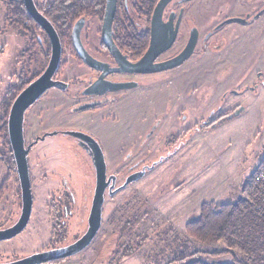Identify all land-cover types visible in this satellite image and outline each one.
Wrapping results in <instances>:
<instances>
[{
	"label": "rangeland",
	"instance_id": "obj_1",
	"mask_svg": "<svg viewBox=\"0 0 264 264\" xmlns=\"http://www.w3.org/2000/svg\"><path fill=\"white\" fill-rule=\"evenodd\" d=\"M222 1L210 2L218 4ZM238 3L242 8L246 6L247 12L253 15L260 6L264 9V0H238ZM208 4V0L199 2V6L206 7ZM226 5L224 3L215 8V20L229 12L230 7ZM235 11V7L231 6L230 13ZM227 29H238L241 33L239 50L232 51L238 54L235 61L239 64L233 68L226 63L218 71H212L215 67L213 61H227L230 58L227 51L236 49L231 36L226 40L228 47L214 56L217 60L199 49L194 61L199 57L200 77L194 83L195 93L183 102L187 108L185 112L191 111L178 124L174 116H167L160 98L151 101L149 105L144 102L145 108L137 98L132 99L136 89L119 91L115 104L101 109L65 114L53 112V107L59 104L58 96H62V93L59 89L51 88L26 112L25 116L29 112L42 111L36 123L41 127L65 122L92 131L98 136L104 152L107 172L118 176L117 183L122 181L126 168L134 162L146 160L149 164L148 171L141 178L114 195L105 193L101 225L87 247L58 263L43 264H165L174 257L194 250L229 248L240 258L251 256L257 250L256 247L263 241V231L258 229L252 219L239 221L238 228H241L242 235L230 242L219 239L202 243L184 232L186 222L197 214L202 202L250 204L243 184L264 160V12L248 25L230 22ZM65 63V78L81 75L74 57L66 59ZM233 69L239 71L237 78V72ZM257 76L259 85L249 87L240 96L243 113L207 129L206 122L216 117L222 109H231L239 102L233 96L226 99L222 94L228 93V89L236 85L253 84ZM172 78L173 75L170 83L175 82ZM81 87L82 84L72 87V90ZM69 89L63 92L64 96L69 94ZM75 100L73 98L71 103ZM156 116L162 119L152 137L144 140V134L153 125ZM180 128L199 130L184 142L178 143L175 151L164 157L167 152L162 150V139L176 134ZM68 143V138L64 136L46 137L30 150L28 159L32 167L34 213H38L42 219L41 213L44 215L46 212L45 204L51 196L61 191L59 178H66L75 202L71 211L70 227L73 229L75 217L79 213L82 216L83 213L88 214L91 200L85 201L84 196L86 190L91 193L89 198L92 196V182L88 187L86 174L89 175L90 171L85 172L81 168L75 156L68 151ZM43 173L47 177L51 176L50 181H40L39 177ZM45 227H48L46 220L37 227L34 217L24 231L12 239L0 242V261L40 251L49 237ZM65 238L63 243L71 242V236ZM125 249L131 250L125 255L121 254ZM200 259L206 264L214 261L206 256ZM229 259V255L219 258L221 262Z\"/></svg>",
	"mask_w": 264,
	"mask_h": 264
},
{
	"label": "flooded vegetation",
	"instance_id": "obj_2",
	"mask_svg": "<svg viewBox=\"0 0 264 264\" xmlns=\"http://www.w3.org/2000/svg\"><path fill=\"white\" fill-rule=\"evenodd\" d=\"M210 1L208 0L209 4L205 7L199 6L200 0H168L162 2L161 6H159L160 0H115V11L111 23V38L115 50L129 62L135 63L139 61L150 50V53L155 52L152 61H150L149 65L145 66L150 69L179 55L188 54L180 63L170 68L134 72H118L115 70V72L104 75L103 79L114 83L131 82L132 85L129 88L107 91L103 94H85L83 90L93 83L102 71L89 66L77 55L72 44V27L75 22L81 20L80 41L87 54L93 59L107 64L108 69L118 67L116 59L102 38L101 30L106 0H32L36 11L51 24L57 33L60 44V57L52 79L62 82V87L52 86L47 88L43 93L33 99L22 110L21 117V135L23 149L26 151L25 157L32 204L29 219L19 233L30 226L34 217L37 222V227H40L46 220L48 227H45V229L46 231L48 230L49 237L40 251L70 243H63L64 238L60 236L66 237L71 234V195L68 180L60 177L59 184L61 191L51 196L50 201L45 204L46 212L44 215L41 213L42 219L38 213H34V190L31 184L32 167L29 165L28 159L30 150L40 140H44L46 137L60 135L68 138V151L75 156L78 164L85 172L90 171L89 175L86 174V184L89 187L92 182L91 190L93 194L95 168L91 150L86 143L65 131L72 129L84 131L92 135L97 141L98 136L84 127H74L72 124L65 122L58 123L57 125L45 124V126L41 127L36 123L39 117H41L42 111L29 112L25 116L26 112L29 111L30 107L38 103L40 98L51 88L59 89L61 91L60 93H62V96H58L60 97L59 104L53 107V112L56 111V113L65 114L85 113L91 110L101 109L110 104H115V101L119 98V91L136 89L135 95L131 97L132 99L137 98L139 100L138 102L143 103V108H145L144 102L149 105L151 101L153 102L157 98H160L167 116L169 118L174 116L178 124V122L186 119L189 111H191L189 110L188 113L185 112L187 108L183 106V102L195 93L196 87L194 83L200 77L199 57L194 61V57L198 55L199 49L203 51V54L207 52L209 57L213 56L214 58L223 48L228 47L229 44H226V40L231 36L234 38L233 42L236 43L233 44L237 46L236 49H231V52L227 51L230 57L227 61H213L215 67L213 69L211 67L210 69L216 72L219 70L218 68L221 69L226 63L235 68L239 64V62L237 63L235 61V56H238V54L232 51L238 52L236 50L240 43L241 33L238 29L226 30L228 23L238 22L248 25L251 20L256 19L264 12L263 6H260L254 15L249 14L247 7L242 8L238 0H223L218 4L211 3ZM78 2H80L81 7L76 9L78 11L76 14H72L70 9L73 4ZM224 3L230 9L231 6L235 7V13H230L229 9L227 14L215 20V8ZM69 25H71L69 34L65 38L64 36L60 37L56 27H68ZM52 47L51 38L39 21L29 13L25 5V0H0V215L3 221L0 224V229L13 225L19 218L22 209L18 159L9 129L10 111L20 92L44 71L50 59ZM72 57L77 60L78 65L76 67H79V70H77L81 75L68 79L65 78V70L63 69L66 67L65 60ZM214 59L217 60L218 58ZM186 64L187 66L183 67ZM235 70L233 69L232 71ZM236 72L235 77L237 78L239 71L236 70ZM66 74L71 76L70 73ZM172 75V80L175 81L174 83L172 81L170 83ZM150 78H153V80H150ZM257 78L258 76L254 77L255 81L253 80V84L251 85H236L235 88H229L228 93L224 92L225 94H222V96L225 95L226 99L228 96H233L236 100L239 99V102L231 109H222L216 117L206 122L207 129H212L226 120L234 119L243 113L244 108L242 107L240 96L246 89L249 87L254 88L258 84L256 81ZM159 79L161 81L157 82ZM80 84H82V87L79 90H72V87L74 88ZM68 89L70 91L69 94H65L67 96H64L63 92H68ZM157 91L159 92L158 94ZM73 98L76 100L74 103H71ZM169 103L172 104L170 105ZM113 118H115V113ZM161 119L160 116L155 117L152 123L153 125L144 134V140L152 137ZM25 124L26 130H24ZM211 125L212 127L209 128ZM198 130L199 128H180L176 134H170L162 139V150L165 149V152H168ZM148 165L146 160L143 162H134L126 168L123 179L119 183H117L118 176L113 174L115 175V182L111 191L114 192L110 194V182L105 193L114 195L119 190L136 181L137 179L121 187L126 178L143 171V175H145L148 171ZM44 166L43 169H45ZM42 175L41 177L38 176L41 182L50 181V175L48 177L46 173ZM109 175H112V173L107 172L106 163V176ZM115 189L117 190L115 191ZM89 194L91 193H88V190H86L84 196L85 201L92 199V196L89 198ZM43 216H46L45 219ZM75 219L74 229H78V231L73 234H81L87 227V214L84 215L83 213L82 216L79 213ZM79 228H83V231L80 232ZM9 239H1L0 242ZM18 258L14 257L9 261ZM4 262L0 261V263Z\"/></svg>",
	"mask_w": 264,
	"mask_h": 264
},
{
	"label": "water",
	"instance_id": "obj_3",
	"mask_svg": "<svg viewBox=\"0 0 264 264\" xmlns=\"http://www.w3.org/2000/svg\"><path fill=\"white\" fill-rule=\"evenodd\" d=\"M168 0H160L159 6L162 2ZM25 5L29 13L36 18L42 27L46 30L49 37L52 40V53L50 59L45 67L44 71L29 85H27L15 99L9 117V129L11 139L14 143L15 153L18 159V169L21 181V194H22V209L21 214L17 221L8 228L0 229V240L9 239L19 233L23 227L26 225L29 215L31 212V190L30 182L28 176L27 162H26V151L23 149V140L21 135V117L22 110L30 104L33 99H35L39 94L43 93L47 88L52 86L62 87V82L59 80H53L52 75L57 69L59 57H60V44L57 33L51 24L44 19L35 9L32 0H25ZM115 11V0H106L105 12L103 17L102 24V38L105 45L108 47L110 52L113 54L114 58L117 61L118 67H113L108 69L107 64L93 59L87 54L83 48L80 41V29L82 26V21L78 20L72 27L71 37L72 44L77 53V55L82 59L83 62L89 66L101 70L99 77L91 83L87 88L83 90L85 94H103L107 91L120 90L123 88H129L132 84L131 82H111L103 79V76L110 72H134V71H154L165 68H170L178 63H180L188 53L185 55H179L171 60L165 61L160 64H155L157 67H152L148 69L146 65H149L150 61L155 56V52L148 50L146 54L137 62L131 63L124 56H122L117 50H115L112 38H111V23ZM66 133L79 138L81 141L86 143L90 148L93 164L95 168V183L92 194L91 203L89 206V211L87 214V227L86 229L73 241L68 244L58 246L52 249L39 251L36 253L29 254L27 256L18 258L13 261L4 262L0 264H41L48 263L57 259H64L69 256H72L85 247H87L90 242L95 237L98 232L101 219H102V207L104 202V193L109 185L110 194L114 191H111V188L115 182V175L106 176V160L104 152L99 144V142L89 133L80 131V130H67ZM143 172L132 175L131 177L126 178L121 187L126 186L129 182L140 178L143 175ZM120 187V188H121ZM117 189H115L116 191Z\"/></svg>",
	"mask_w": 264,
	"mask_h": 264
},
{
	"label": "trees",
	"instance_id": "obj_4",
	"mask_svg": "<svg viewBox=\"0 0 264 264\" xmlns=\"http://www.w3.org/2000/svg\"><path fill=\"white\" fill-rule=\"evenodd\" d=\"M80 2L73 4L71 7V13L76 14L77 8H80ZM71 25L68 27H56L59 36L64 38L69 34ZM212 125L209 127L211 128ZM176 147L169 150L164 157L169 156L175 151ZM262 160L261 162H263ZM260 162V163H261ZM255 170L248 176V179L243 184V187L247 189L248 182L253 176ZM71 211L74 208V198L71 195ZM243 203L236 202H202L199 206L197 214L188 220L184 226V232L188 237L195 240L208 243L214 242L219 239H226L229 242L236 240V238L242 235L241 228H238L239 221H245L246 219H252L258 226V229L263 231V241L256 247L257 250L253 251L251 256L244 258L237 257L229 248H222L213 251L194 250L183 255L174 257L165 264H206L200 259L202 256L217 257L222 255H229L231 260L228 262L212 263V264H264V218L257 216L252 212V204L243 205ZM72 229V228H71ZM74 227L71 230L70 240L73 241L80 234L75 233ZM80 232L83 228H79ZM65 238V236H60ZM59 238V237H58ZM66 239V238H65ZM131 250V249H130ZM130 250H123L121 254H127ZM127 251V252H126ZM63 259L53 260L52 263H58Z\"/></svg>",
	"mask_w": 264,
	"mask_h": 264
},
{
	"label": "built area",
	"instance_id": "obj_5",
	"mask_svg": "<svg viewBox=\"0 0 264 264\" xmlns=\"http://www.w3.org/2000/svg\"><path fill=\"white\" fill-rule=\"evenodd\" d=\"M246 195L252 204V212L264 218V161L258 165L249 180Z\"/></svg>",
	"mask_w": 264,
	"mask_h": 264
},
{
	"label": "crops",
	"instance_id": "obj_6",
	"mask_svg": "<svg viewBox=\"0 0 264 264\" xmlns=\"http://www.w3.org/2000/svg\"><path fill=\"white\" fill-rule=\"evenodd\" d=\"M210 251H213V250H210ZM226 255H222V256H217V257H211V256H206V257H210L212 259H214V261L212 263H221V261L219 260L220 257H225ZM204 257V256H202ZM231 260V257L229 259V261ZM222 262H228V261H222ZM211 263V264H212Z\"/></svg>",
	"mask_w": 264,
	"mask_h": 264
}]
</instances>
